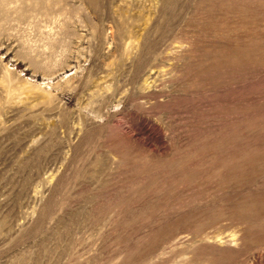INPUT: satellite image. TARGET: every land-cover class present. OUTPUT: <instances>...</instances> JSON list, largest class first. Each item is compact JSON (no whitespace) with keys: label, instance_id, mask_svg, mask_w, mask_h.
Wrapping results in <instances>:
<instances>
[{"label":"rangeland","instance_id":"obj_1","mask_svg":"<svg viewBox=\"0 0 264 264\" xmlns=\"http://www.w3.org/2000/svg\"><path fill=\"white\" fill-rule=\"evenodd\" d=\"M0 264H264V0H0Z\"/></svg>","mask_w":264,"mask_h":264}]
</instances>
